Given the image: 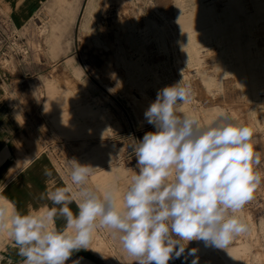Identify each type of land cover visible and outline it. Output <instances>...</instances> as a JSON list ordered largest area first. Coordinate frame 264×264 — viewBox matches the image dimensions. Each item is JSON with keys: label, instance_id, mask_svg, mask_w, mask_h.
Segmentation results:
<instances>
[{"label": "rangeland", "instance_id": "1", "mask_svg": "<svg viewBox=\"0 0 264 264\" xmlns=\"http://www.w3.org/2000/svg\"><path fill=\"white\" fill-rule=\"evenodd\" d=\"M75 19L70 3L52 2L31 22L24 46L16 42L11 59L0 55L25 65L9 97L40 129L67 182L75 158L98 168L90 186L102 193L94 177L110 171L122 194L136 158L121 149L155 131L146 109L182 78L193 90L182 112L207 123L224 111L264 137V0H85ZM237 215L249 231L227 251L192 241L184 255L197 248L198 264H264V183ZM90 246L103 264H134L110 230H97Z\"/></svg>", "mask_w": 264, "mask_h": 264}, {"label": "clouds", "instance_id": "2", "mask_svg": "<svg viewBox=\"0 0 264 264\" xmlns=\"http://www.w3.org/2000/svg\"><path fill=\"white\" fill-rule=\"evenodd\" d=\"M192 97L184 78L158 90L144 113L155 131L121 149H131L136 158L122 194L118 184L102 193L90 186L98 168L73 158L68 160L69 181L40 194L51 202L44 212L30 206L22 213L13 204L9 214L0 205V232L7 231L22 264H66L75 252L95 251L90 245L100 229L110 230L134 264H168L182 256L198 264L197 248L184 255L190 242L227 251L246 234L249 226L237 213L264 183V152L258 147L264 137L224 111L201 123L181 111ZM57 220L63 226L57 227Z\"/></svg>", "mask_w": 264, "mask_h": 264}, {"label": "crops", "instance_id": "3", "mask_svg": "<svg viewBox=\"0 0 264 264\" xmlns=\"http://www.w3.org/2000/svg\"><path fill=\"white\" fill-rule=\"evenodd\" d=\"M56 1L59 4L70 3L76 22L85 0H0V55L11 59L16 42L24 46L22 41L31 22L45 6ZM48 42L56 45L53 37ZM24 66L21 63H5L0 58V205L6 206L9 214L13 204L22 213H27L30 206L33 210L44 212L51 202L41 200L40 194L67 182L51 150L42 147L40 129L31 124L29 114H16L14 101L9 97L16 78L19 76L21 81L24 80L21 74ZM46 169L51 171V176L45 175ZM110 174V171L99 173L95 175L94 182L105 189L112 185ZM70 207L77 211L75 204ZM63 223L57 220L56 226L61 227ZM81 257L80 264H103L92 250L73 253L66 264H72L73 260ZM22 259L17 255L7 231L0 232V264H22Z\"/></svg>", "mask_w": 264, "mask_h": 264}]
</instances>
